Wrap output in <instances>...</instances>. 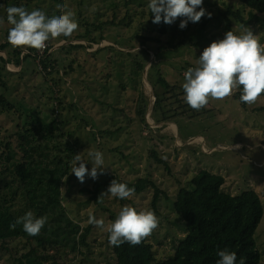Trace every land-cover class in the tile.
Returning <instances> with one entry per match:
<instances>
[{"label": "rangeland", "instance_id": "rangeland-1", "mask_svg": "<svg viewBox=\"0 0 264 264\" xmlns=\"http://www.w3.org/2000/svg\"><path fill=\"white\" fill-rule=\"evenodd\" d=\"M149 2L19 0L18 4H26L23 7L29 12L38 9L49 18L61 15L57 5H66L75 13L79 27L71 36L47 42L49 51L42 57L49 56V63L55 66L49 78L41 72L37 60L27 61L23 68L5 65L12 75L1 74L0 83L4 86L0 84V95L12 101L21 119L17 122L16 116L0 112V141L18 126L29 127L27 119L33 125L44 122L38 117L51 113V106L57 108L50 99L54 93H60L62 108L53 116L59 122L55 141L59 152L67 148L68 141L74 156L81 155L89 172L92 158L88 150L103 153V174L97 179L86 175L81 183L71 173L70 184L63 185L67 216L82 227L91 226L89 248H82L83 256L65 264H114L108 226L125 206L137 211L153 210V190L119 199L108 192L113 180L135 183L145 179L161 192L153 210L159 225L147 238L157 258L172 256L185 235V224L175 214L172 203L179 189L188 188L192 177L201 170L221 176L225 181L222 192L230 196L249 190L258 194L263 218L254 240L260 264H264V95L249 105L234 97L242 92L240 89L223 100L211 99L197 111L187 105L183 90L187 69L197 67L203 50L225 37L223 15L231 10L247 16V10L236 0H203L206 15L197 23L190 22L189 31L183 33L178 19L171 25L153 23ZM8 7H11L9 0H0V19L4 21L0 24V58L13 60L15 51L23 56L28 54V48L13 47L8 41L12 27L7 22ZM207 13H211V18ZM232 24L233 28L236 26L233 29L236 34H240V25L234 21ZM157 25L167 27L165 36L158 35ZM245 27L264 44V28L258 23ZM78 36L82 38L76 41ZM116 41L121 47L115 45ZM141 41L152 49L140 46ZM67 45L86 48L68 52L63 50ZM144 49L147 59L139 53ZM99 51L103 52L102 57L91 56ZM143 60L144 68L140 70L138 65ZM159 78L168 84V90L160 86ZM152 154L165 161L167 168L158 165ZM95 184L102 187L93 202L90 199ZM102 194L105 195L98 202ZM90 216L103 219L105 227L89 224ZM1 259L0 264H11L7 254L2 253Z\"/></svg>", "mask_w": 264, "mask_h": 264}, {"label": "trees", "instance_id": "trees-1", "mask_svg": "<svg viewBox=\"0 0 264 264\" xmlns=\"http://www.w3.org/2000/svg\"><path fill=\"white\" fill-rule=\"evenodd\" d=\"M25 1L28 3L31 0ZM236 1L247 10V16L240 11L228 10L223 15L225 33L233 29L232 21L244 26L258 23L264 28V0ZM9 2L11 6H20L19 0ZM181 19L183 18H178L179 22ZM189 29L190 22L182 32L186 33ZM157 32L159 36H165L167 27L157 25ZM81 38L78 36L75 40L79 41ZM115 45L121 47L119 41H116ZM140 46L149 47L145 41H141ZM85 48L82 45H67L63 50L84 51ZM27 51L28 54L23 56L19 51H15L13 60L0 58V79L2 73L12 75L5 70V65L11 63L23 68L27 61L36 60L45 77L51 76L55 66L49 63V56L38 60L37 50L28 48ZM47 51L49 47L45 52ZM101 51L91 56H101ZM139 53L147 59V49ZM144 63L143 60L138 65L140 70L144 68ZM54 81L51 80L52 84L57 86ZM158 83L165 91L169 89L162 78L158 79ZM53 85L51 91L54 90ZM55 94L50 100L58 109L51 106V113L40 115L38 118L44 122L33 125L26 118V125L29 124V127L18 126L8 138L0 141V261L3 253L7 254L11 264H65L67 261L72 263L78 256H83L81 249H87L90 245L91 226L82 227L71 220L63 206L62 188L66 182L69 183L71 165L75 157L68 141L62 154L55 142L59 133V122L57 123L54 117L59 108H62L58 96L60 93ZM240 95L239 91L234 97L240 100ZM158 103L159 101H156L155 106L159 105ZM0 112L9 117L16 116L17 122L21 119L12 101L4 95H0ZM152 158L158 165L167 168L168 164L155 154H152ZM224 183L221 176L201 170L192 177L188 188L179 189L172 208L185 224V235L175 246L172 256L157 258L152 244L146 237L135 246L127 242L119 247L111 245L114 264H217L220 259L217 253L224 249L236 253V264H239L242 257L245 264H260V253L254 240L255 232L263 218L260 197L250 190L230 196L222 192ZM124 184L134 188V194L137 195L148 189L153 190L151 207L156 210L161 192L153 183L140 179L135 183ZM101 187L100 184H95L91 201H97ZM29 211L36 218L47 217L46 224L35 236L27 234L22 224H17L14 229L10 228L11 224Z\"/></svg>", "mask_w": 264, "mask_h": 264}, {"label": "clouds", "instance_id": "clouds-1", "mask_svg": "<svg viewBox=\"0 0 264 264\" xmlns=\"http://www.w3.org/2000/svg\"><path fill=\"white\" fill-rule=\"evenodd\" d=\"M57 8L61 15L49 18L38 9L29 12L23 6L8 7L7 22L12 26L8 31L9 43L13 47L42 51L51 38L71 36L79 27L75 13L66 5H57ZM148 8L155 24L163 22L171 25L178 18H183L180 29L186 28L189 22H199L206 15L203 0H150ZM207 15L211 18V13ZM3 22L0 19V24ZM233 29L226 32L224 39L206 47L197 59V67H190L184 73V100L191 109L198 111L206 107L211 99L223 100L240 89V101L245 104H254L264 95V44L249 27L240 25V34H236ZM88 155L92 158L90 172L81 155L74 156L71 173L81 183H84L86 175L95 180L99 174H103V153L88 150ZM108 192L113 197L127 199L134 195L135 189L113 180ZM103 195L105 194H102L98 202ZM46 222L47 217L36 218L29 211L11 224L10 228L14 229L17 224H22L27 234L35 236ZM88 223L101 229L105 227V221L96 219L95 216H90ZM158 225L159 219L153 210L137 211L134 207L125 206L107 228L109 244L115 247L125 242L138 245ZM217 254L220 257L217 264H236L235 252L224 249ZM239 264H245L243 257Z\"/></svg>", "mask_w": 264, "mask_h": 264}, {"label": "built area", "instance_id": "built-area-1", "mask_svg": "<svg viewBox=\"0 0 264 264\" xmlns=\"http://www.w3.org/2000/svg\"><path fill=\"white\" fill-rule=\"evenodd\" d=\"M47 48H48V46L44 50H42V51H40V50H37L36 51V56H37V59L38 60L41 59L43 53L46 51Z\"/></svg>", "mask_w": 264, "mask_h": 264}]
</instances>
